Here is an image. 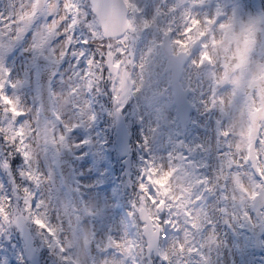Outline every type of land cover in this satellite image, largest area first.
Here are the masks:
<instances>
[{"label": "snow or ice", "instance_id": "obj_1", "mask_svg": "<svg viewBox=\"0 0 264 264\" xmlns=\"http://www.w3.org/2000/svg\"><path fill=\"white\" fill-rule=\"evenodd\" d=\"M14 7L7 18L0 16V38L18 40L35 29L34 47L42 53L57 59L84 57L83 78H77L67 99L60 98L76 112H83L73 104L81 92L101 85L110 89L117 112L145 93V62L137 64L133 45L141 31L155 25L156 39L168 56L182 60L198 81L206 78L211 85L205 107L218 108L228 120L219 133L225 142L224 165L215 182L193 177L190 166L179 160L147 161L125 232L94 249L87 238H75L78 206L62 214L38 199L47 182L39 167L41 152L65 147L67 134L78 125L65 119L67 113L44 125L39 113L33 116L21 107L9 94L16 88L11 71L0 61V142L8 146V155L23 157L28 169L20 173L26 186L16 189L15 199L0 196V220L6 225L19 215L62 264H192L189 257L203 259L194 243L196 233L203 235L205 226L211 227L201 208L206 196L218 192L225 201L264 200V17L238 22L235 14L213 11L211 0L166 2L151 21L138 15L142 10L133 0H20ZM77 46L90 49L91 55L73 52Z\"/></svg>", "mask_w": 264, "mask_h": 264}, {"label": "rangeland", "instance_id": "obj_2", "mask_svg": "<svg viewBox=\"0 0 264 264\" xmlns=\"http://www.w3.org/2000/svg\"><path fill=\"white\" fill-rule=\"evenodd\" d=\"M133 2L142 10L138 15H141L144 20L151 21L157 7L163 6L166 2L176 1L133 0ZM211 3L213 11L219 10L228 15L235 14L238 22H247L249 19L259 21L261 16L259 13L264 14V0H214ZM19 4L20 0H0V16L7 18L16 11L14 5L18 7ZM156 36L157 28L153 25L151 29L141 31L133 45L137 64L141 61L145 62L144 75L147 87L142 96L133 97L132 105H128L122 111L131 136L134 154L131 185L136 187L142 175L141 169L145 167L147 161H167L169 159L187 163L193 177L214 181L219 164L224 165L221 152L225 148V142L220 138L219 133L227 124V114L222 113L219 128L214 129L213 120L218 121L217 110L219 109L209 111L204 105L205 94L209 93L211 85L206 82V78L203 83L198 81L196 75L191 73L185 65L180 82L183 88L189 89V99L195 110L190 124L191 130H181L172 104L170 74L164 71L165 59L159 49L160 41L156 39ZM34 43L35 29L22 35L18 40L0 38V61H3L10 69L12 81L16 85L15 90L9 89V94L17 97L21 102V107L29 109L33 116L37 114V89L35 91L37 82L33 75V63L37 54L41 53L52 61L62 63V72H59L55 81L53 80L52 101L57 109L54 111L56 110L60 115L67 113L65 119L78 125L67 134L66 142V147L74 153L72 193L64 196L61 192L59 181L54 172L52 173V168L49 161L47 163L43 150L40 154L39 167L47 182L40 190L38 199L47 200L62 214L66 211L70 214L71 209L78 206L81 209L82 222L81 226L78 224L80 232L75 238L89 240L90 237H94L97 244L105 245L108 235L121 236L127 227L123 210H116L118 207V196L115 195L117 178L113 175L109 164L103 161L92 163V157L88 153L89 146L84 142V133L93 120L87 91H82L77 101L73 102L74 105L78 103L82 106V113L76 112L75 107H67L60 99H67L77 78H83L81 74L86 67L82 61V55L75 59L73 55L57 59L48 53H42L34 47ZM150 49L151 54H149ZM72 51L82 53L78 46ZM23 53L28 55L25 57ZM207 98H211L210 94ZM43 120L47 125L49 120ZM88 133L93 149L96 152L101 150L103 154L107 153L103 146L97 144L98 131L90 129ZM52 149L53 147L48 150ZM60 150L61 148H55V156ZM191 150H195V153L192 154ZM99 155L100 152H97L95 158ZM92 156L94 158V154ZM220 158L221 161H219ZM206 170L210 175L204 176ZM33 171H35L34 168ZM3 195H8V193L0 179V196ZM229 196H231V187ZM237 200L235 204H233V198L225 201L223 193L218 192L210 193L205 197V203L201 205V208L206 220L211 222V227L206 225L203 235L200 232L196 233L194 243L201 249L203 259L189 257L192 264H264V234L262 249L257 250L253 242L245 248L246 240L241 237L243 235L237 233L242 229L241 224L237 232L232 231L234 222L240 220L239 216L243 215L245 218L248 216L246 204ZM262 219L264 222V209ZM22 254L24 255V250L21 242H15V258ZM71 255L72 253H69V256ZM96 259H100L99 254L96 255Z\"/></svg>", "mask_w": 264, "mask_h": 264}, {"label": "water", "instance_id": "obj_3", "mask_svg": "<svg viewBox=\"0 0 264 264\" xmlns=\"http://www.w3.org/2000/svg\"><path fill=\"white\" fill-rule=\"evenodd\" d=\"M166 58V70L171 71V86L174 93V102L177 110V114L180 117L182 124L187 120L190 107L186 101L188 91H183L179 85V77L182 71L184 62L182 60H175L168 56L166 49L160 47ZM59 66H55L50 62H47L41 56H39L35 63V75L39 80V101L40 109L44 116L48 117L52 113L51 101H50V82L53 77L57 74ZM116 116V135H117V145L121 157H125L128 154V136L126 129L124 127L122 119L118 114ZM62 154L65 160L58 164V170L61 175V180L64 186L68 189V178L71 174V168L69 165L70 155L63 151ZM124 166L129 165V159L124 163ZM9 175V174H8ZM260 206L254 204L255 213L259 215ZM15 226L20 233L21 239L25 246L26 259L30 264H38V258L36 252L33 248V243L28 230V227L24 223L23 219L18 215L15 219ZM93 246V243H91ZM95 249V247L93 246Z\"/></svg>", "mask_w": 264, "mask_h": 264}, {"label": "trees", "instance_id": "obj_4", "mask_svg": "<svg viewBox=\"0 0 264 264\" xmlns=\"http://www.w3.org/2000/svg\"><path fill=\"white\" fill-rule=\"evenodd\" d=\"M105 96L107 97V95ZM0 119H2V117H0ZM8 152V146L5 145L3 142H0V178H2L3 182L6 184L9 190V194L13 197L9 182L4 174L3 163H7L8 165H10L9 168L13 173V177L17 186L16 188L26 186L25 180H23L20 176V173L22 172L21 166L23 172H25V166L23 162V157L17 156L15 154L8 155ZM22 207L23 205L21 204V208ZM30 231L35 241V245L37 247H42V251L39 254L41 264H49L50 260L51 262H55L57 260L56 255L50 253L48 246L39 238V233L34 226H30ZM16 239H18V235L12 223L10 225H6L2 220H0V264H27L23 257L15 259L13 256V243ZM57 261L59 262V260Z\"/></svg>", "mask_w": 264, "mask_h": 264}, {"label": "flooded vegetation", "instance_id": "obj_5", "mask_svg": "<svg viewBox=\"0 0 264 264\" xmlns=\"http://www.w3.org/2000/svg\"><path fill=\"white\" fill-rule=\"evenodd\" d=\"M217 117H219V118L222 117V113H221L220 110H217ZM214 125L217 126V125H219V123L215 121V122H214ZM219 161H221V158L219 159ZM221 166H222V163L219 164V166H218V169H217V176H218V174H219V170H220ZM217 176H216V177H217ZM216 177H214V182H215V178H216ZM233 202H236V200L234 199ZM245 237L248 238V239H250V238H249L250 236L247 235V233L245 234ZM248 246H249V244H246V247H248ZM261 248H262V244H261ZM261 248H260V249H261Z\"/></svg>", "mask_w": 264, "mask_h": 264}]
</instances>
